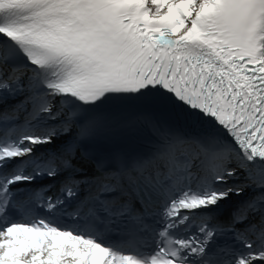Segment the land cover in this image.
I'll return each instance as SVG.
<instances>
[{"label":"snow or ice","instance_id":"snow-or-ice-1","mask_svg":"<svg viewBox=\"0 0 264 264\" xmlns=\"http://www.w3.org/2000/svg\"><path fill=\"white\" fill-rule=\"evenodd\" d=\"M0 264H264V0H0Z\"/></svg>","mask_w":264,"mask_h":264}]
</instances>
